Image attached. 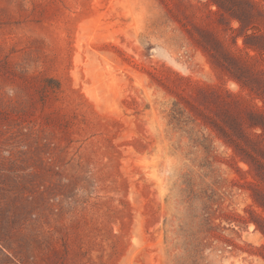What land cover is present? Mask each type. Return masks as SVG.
Segmentation results:
<instances>
[{"label":"rangeland","instance_id":"374dc122","mask_svg":"<svg viewBox=\"0 0 264 264\" xmlns=\"http://www.w3.org/2000/svg\"><path fill=\"white\" fill-rule=\"evenodd\" d=\"M0 264H264V0H0Z\"/></svg>","mask_w":264,"mask_h":264}]
</instances>
